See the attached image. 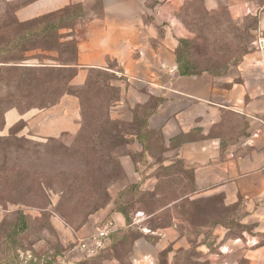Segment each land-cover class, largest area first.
I'll list each match as a JSON object with an SVG mask.
<instances>
[{"label":"rangeland","instance_id":"1","mask_svg":"<svg viewBox=\"0 0 264 264\" xmlns=\"http://www.w3.org/2000/svg\"><path fill=\"white\" fill-rule=\"evenodd\" d=\"M205 1L147 0L149 18H160L164 35L169 26L181 29L172 32L175 52L191 72L221 75L264 39V3L252 0L253 8L233 10L225 3L207 9ZM84 15L81 6L71 5L46 20L22 24H13L6 10L0 21V114L12 105L21 111L50 107L72 93L82 107L75 135L32 138L18 133L20 122L0 136V205L7 210L0 224V264H46L33 261L32 254H60L78 240V231L96 224L115 228L109 244L93 257L108 264H129L134 257L158 259L155 264L171 257L180 264H206L205 246L219 259L218 225L225 223L238 235L245 228L241 216L235 210L230 214L219 195L189 199L195 186L180 161L156 169L157 180L142 184L137 163L143 154L130 152L128 145L147 109H131L132 122L111 117L126 80L118 64L90 69L83 85L70 84L77 71L76 28ZM128 153L136 165L131 177L123 160ZM104 211L108 214L101 216ZM115 211L124 221L116 223L110 214ZM174 218L187 228L186 242L178 248L172 241L162 243L156 231Z\"/></svg>","mask_w":264,"mask_h":264},{"label":"crops","instance_id":"2","mask_svg":"<svg viewBox=\"0 0 264 264\" xmlns=\"http://www.w3.org/2000/svg\"><path fill=\"white\" fill-rule=\"evenodd\" d=\"M204 3L207 9L222 3L233 10L254 6L252 0ZM71 5L81 6L85 15L76 28L77 71L70 84L81 86L90 69L111 70L115 63L126 80L111 117L132 122L131 109L136 105L147 109L143 112L147 130L142 129L146 133L143 143L134 132L129 135L133 142L128 145L130 152L143 154L137 163L143 172L142 184L157 180L156 169L180 161L190 173V184L195 186L189 199L219 195L222 205L230 208V214L235 210L245 226L240 234L231 235L229 225L219 224V259L205 246L204 262L264 264V47L256 46L221 75L203 72L183 76L178 73L172 34L181 29L169 26V34L159 33L160 18H149L147 0H0V21L6 10L13 24H22ZM20 122L23 126L18 133L32 138L75 135L82 126L80 99L65 94L50 107L26 111L8 107L2 114L0 136L8 135ZM154 134L158 135L157 142ZM123 160L131 177L135 161L129 153ZM6 211L0 205V224ZM105 214L107 211L101 216ZM110 214L116 223L124 221L120 212ZM98 219L95 216L93 223ZM177 221L174 218L172 225L156 230L161 232L162 243L172 241L175 248L187 238L182 233L187 228ZM96 225L91 231H78V239ZM171 232L172 237L168 236ZM108 261L90 258L76 264ZM156 261L134 257L129 264ZM171 263L180 264L181 260L171 257L165 264Z\"/></svg>","mask_w":264,"mask_h":264},{"label":"built area","instance_id":"3","mask_svg":"<svg viewBox=\"0 0 264 264\" xmlns=\"http://www.w3.org/2000/svg\"><path fill=\"white\" fill-rule=\"evenodd\" d=\"M263 41V38H259L256 41V45L263 47ZM139 215L141 214H137L135 221H139ZM114 229L111 224L98 225L92 232L75 241L64 252L60 254H42V256L38 257L32 254V259L33 261L45 262L46 264H76L99 254L109 244L110 235Z\"/></svg>","mask_w":264,"mask_h":264},{"label":"trees","instance_id":"4","mask_svg":"<svg viewBox=\"0 0 264 264\" xmlns=\"http://www.w3.org/2000/svg\"><path fill=\"white\" fill-rule=\"evenodd\" d=\"M59 12V11H58ZM53 14V13H52ZM49 15H51V14H49ZM48 15H46V16H44V17H41V18H38V19H36V20H46ZM36 20H32V21H36ZM32 21H30V22H32ZM30 22H28V23H30ZM176 53V52H175ZM177 56V58H176V64H177V69H178V73L180 74V75H183V76H188V75H196V74H194L193 72H191L190 71V68L188 67V64L186 63V62H184L183 60H182V58H181V56H179L178 54L176 55ZM71 66V65H70ZM71 95H74V96H77V97H79V95H76V94H71ZM79 99H80V97H79ZM11 107H16L18 110H20L21 111V109H20V107H19V105H12ZM5 110V109H4ZM3 110V111H4ZM3 111H2V113L0 114V123H1V119H2V114H3ZM81 111H82V107H81ZM142 129H144V131L146 132L147 130H146V119L144 118L143 119V122H142V127H140L139 128V130H137L136 131V134H137V138L143 143V140H144V138H145V134H144V132H142ZM149 133H150V131H149ZM192 185V184H191ZM113 234V233H112ZM112 234L110 235V240H111V237H112ZM103 250V249H102ZM101 250V251H102ZM93 258V257H92ZM88 259H90V258H88ZM86 260V259H85Z\"/></svg>","mask_w":264,"mask_h":264}]
</instances>
